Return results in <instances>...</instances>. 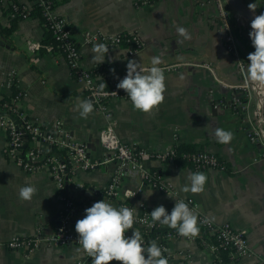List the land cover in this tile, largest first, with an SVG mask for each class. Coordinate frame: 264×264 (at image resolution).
Masks as SVG:
<instances>
[{"label":"crops","instance_id":"1","mask_svg":"<svg viewBox=\"0 0 264 264\" xmlns=\"http://www.w3.org/2000/svg\"><path fill=\"white\" fill-rule=\"evenodd\" d=\"M143 1L55 0V3L57 13L67 19L75 40L81 44V68H100L114 81L126 74L128 59L143 62L147 68L153 55L161 57L166 87L164 99L157 107L146 113L136 109L130 100L110 102L115 129L122 142L149 151H164L179 144L195 145L197 150L212 153L226 162L228 170H195L173 162L146 161V168L159 170L173 192L152 189V194L146 197L151 188L137 175H129L123 178L120 194L107 200L120 206L123 191L132 189L138 192L133 201L137 210L142 202L152 210L163 204L169 212L176 203L175 197L186 202L192 200L199 216L247 232L252 254L237 259L234 264H264V87L260 89V82L251 80L254 98L247 114L230 108L232 91L223 84L238 85L242 79L235 58L227 51L226 32L214 2L159 0L144 4ZM239 1L253 15L264 13V0ZM252 3L255 9L249 7ZM225 6L239 53L247 61L248 54L255 50L249 36L251 20L228 0ZM10 12L7 3L0 0V89L7 93L3 86L7 73L18 72V86L25 94L23 105L29 117L47 124L63 122L77 142L88 145L91 158L102 163L93 171L77 169L71 182L66 183L64 195L76 205L70 229L78 234L76 221L86 214L85 209L94 200L103 199L117 168V162L105 161L108 154L99 143V132L107 126V120L95 107L87 117L80 116L77 104L88 97L62 55L45 49L36 52L28 49L29 41L43 43L45 29L41 18L33 15L23 20L12 19ZM13 25L16 28L10 35L2 32ZM178 26L188 29L187 38L176 31ZM87 31L111 35L132 33L137 35L141 47L132 53L131 46L123 44L109 50L96 49L82 44ZM94 56L98 59L94 60ZM205 63L212 64L213 71L199 66ZM176 65V70H165ZM218 101L224 104L215 109L213 103ZM244 124L259 131L261 137L257 143L249 141ZM209 125L213 129L231 130L233 138L227 144L218 142ZM194 171L207 174L204 191H182ZM26 184L37 189L30 200L19 197L20 187ZM63 209L64 202L49 174L24 172L7 157L5 138L0 132V242L15 236L31 237L37 229L51 235L57 229ZM163 226L166 231L170 229ZM132 231L127 230V235ZM200 235L195 241L184 237L171 239L169 264H215L212 252L207 249V244L212 242L204 238L201 230ZM207 236L210 237L208 233ZM154 240L159 243L157 237ZM78 262L92 264V259L87 258L83 247L73 244L45 245L30 253L0 249V264ZM109 264L123 262L113 260Z\"/></svg>","mask_w":264,"mask_h":264},{"label":"built area","instance_id":"2","mask_svg":"<svg viewBox=\"0 0 264 264\" xmlns=\"http://www.w3.org/2000/svg\"><path fill=\"white\" fill-rule=\"evenodd\" d=\"M9 9L12 19H27L33 16L32 10L34 5L42 8V18L49 23V27L53 31L56 40L62 42V55L71 70L75 80L82 86L86 96L93 98L94 107L107 120V126L99 132V143L105 150V161L117 162V168L107 185L103 199L115 198L120 194L123 178L129 175H137L144 185L151 189L165 193H172L171 186L165 182L164 177L157 172L149 170L145 166L146 161H153L159 164L173 162L176 148H169L164 151H149L134 145L126 144L120 140L117 135L114 114L110 108V102L114 99H131L127 96L126 90L117 87L120 76L114 81H110L107 75L100 68L94 70H86L81 68L82 54L79 44L72 33V30L65 17L57 13L55 0H4ZM159 0H144V4L156 2ZM214 2L219 9L222 27L226 32L227 51L235 58L237 68L241 76V83L238 85H229L224 83L226 89L232 91L229 106L235 112L247 114L250 103L254 98L252 90V82L247 74L248 60H244L237 46V40L231 24L229 12L225 6V0H206ZM131 46V53L141 47L137 35L132 33L125 34H105L100 31H87L84 33L82 40L83 45L103 44V50H109L123 43ZM28 49L36 52L45 49L48 53H53L52 46H44L41 42H28ZM213 71L214 67L210 63L199 65ZM176 66L165 68V70H176ZM100 69V70H99ZM18 72L12 70L7 73L4 87L7 93H3L0 89V132L5 138L6 154L16 165L28 174L45 171L55 183L59 195L64 202V209L60 216L57 229L51 235L47 236L42 230L37 229L36 233L31 237L15 236L6 242H0V249L22 250L30 253L39 249L41 246H63L73 244L77 246L79 243V235L71 231L70 221L76 211V205L73 200L66 197V183L71 182L77 169L84 171H93L101 165L91 158L89 147L85 143L77 142L74 137L67 131L63 122L56 121L53 123H43L29 117L27 110L24 108L23 102L25 94L18 86ZM104 84V88L100 89V84ZM264 87V82H260L259 88ZM224 103L222 101L214 102V108L219 109ZM246 123V121L244 122ZM243 129L247 132L248 139L251 143H257L261 134L252 126L251 128L244 124ZM184 160L191 162L195 170H222L226 171L225 166L216 155L207 151L198 150L195 153L183 155ZM124 200L121 205L135 207L133 201L137 199L138 192L132 189L123 191ZM96 199V201L103 200ZM188 202V201H187ZM190 207L195 209L192 200H189ZM140 210L136 209V221L134 225L139 231L154 232L155 230H165L159 221L153 223L150 212L152 209L145 203H139ZM205 221L204 216H199V227L204 228L209 235H212L216 243L207 244V249L212 252L214 263L219 254V248H228L232 252V264L239 258L250 256L252 254L247 232L236 229L230 225H219L208 219ZM127 235V233H125ZM200 231L195 236L180 235L176 229H167L166 235H161L157 239L163 249L164 254L169 253V241L174 238L184 237L190 241L199 238ZM144 243L148 244L149 240L144 237ZM87 258L92 259L86 252ZM78 264H84L78 262Z\"/></svg>","mask_w":264,"mask_h":264},{"label":"clouds","instance_id":"3","mask_svg":"<svg viewBox=\"0 0 264 264\" xmlns=\"http://www.w3.org/2000/svg\"><path fill=\"white\" fill-rule=\"evenodd\" d=\"M255 3L249 5L255 9ZM176 31L187 38L188 29L178 26ZM251 42L255 48L248 54L247 74L249 79L264 82V13L255 15L251 20L249 32ZM96 49H103V44H97ZM98 59V57H93ZM105 58L102 60V62ZM101 62V63H102ZM161 57L153 55L151 66L145 67L143 62L128 59L126 75L119 79L117 87L126 90L133 106L143 112H150L164 99L165 74L160 67ZM113 71H115L113 69ZM100 89L104 84H100ZM79 114L87 117L94 111L93 98L82 99L77 104ZM210 132L218 142L227 144L233 138L231 130L209 125ZM189 184L182 187L184 192H202L205 189L208 177L203 171L191 172L188 176ZM37 191L35 185L26 184L20 187L19 197L30 200ZM145 193V192H144ZM149 189L145 196H150ZM176 198L174 207L169 212L165 205L156 206L151 212L152 222L159 221L183 236H195L199 233V215L183 198ZM85 215L78 219L75 229L79 234V243L83 250L92 258V264H109L110 261H122L123 264H169V258L164 254L166 249L155 240L144 243L142 233L133 227L136 221V208L125 205L117 206L106 199L94 202L85 209ZM208 218L205 217V221ZM205 221H200L201 223ZM133 229L131 235L127 230Z\"/></svg>","mask_w":264,"mask_h":264},{"label":"trees","instance_id":"4","mask_svg":"<svg viewBox=\"0 0 264 264\" xmlns=\"http://www.w3.org/2000/svg\"><path fill=\"white\" fill-rule=\"evenodd\" d=\"M34 6L35 7L32 10V13H33V15L35 17H40L41 18L42 23L44 25V29H45V37H44V40H43V45L44 46H47V45L52 46L53 49H54L53 53L54 54H60L62 52V48H63L62 42L59 41V40H56V38L53 35L52 29L49 27L50 24L47 23L44 18H42V8L39 7L38 5H34ZM55 6L57 7L56 3H55ZM15 28H16V25H13L9 29H3L2 32L5 35H10ZM123 45L127 46V44L125 42L123 43ZM175 148H176V153H175V156H174L173 163H175L176 165H181V166H191L194 169V166L191 164V162L184 160L183 155L184 154H188V153L197 152L198 150H197L196 146L195 145H189V144H179ZM221 163L225 166L226 171H227L228 170V166H227L226 162L221 160ZM152 171L155 172V173L157 172L158 174H161V172L159 170L153 169ZM199 228H200L201 231H203L204 238L206 237L207 239L210 240L209 242L217 244L216 239L212 235H209L210 237H208L207 236L208 232L202 227H199ZM166 232H167L166 230H155L154 232L142 231V235L147 240L148 239L149 240H152V239L154 240L156 237L158 238L161 235H166ZM231 252L232 251L230 249H228V248L220 247L219 248L218 258H217L215 264H232L233 257H232Z\"/></svg>","mask_w":264,"mask_h":264},{"label":"water","instance_id":"5","mask_svg":"<svg viewBox=\"0 0 264 264\" xmlns=\"http://www.w3.org/2000/svg\"><path fill=\"white\" fill-rule=\"evenodd\" d=\"M233 7L244 17H246L249 20H252L254 18L255 15L251 14L245 7H243V5L241 4V2L239 0H228ZM60 216V215H59ZM58 216V218H59ZM58 222V221H57ZM59 223V222H58Z\"/></svg>","mask_w":264,"mask_h":264}]
</instances>
